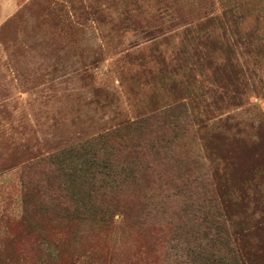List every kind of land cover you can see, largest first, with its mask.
<instances>
[{"label": "rangeland", "instance_id": "rangeland-1", "mask_svg": "<svg viewBox=\"0 0 264 264\" xmlns=\"http://www.w3.org/2000/svg\"><path fill=\"white\" fill-rule=\"evenodd\" d=\"M263 102L264 0H0V264H179L212 200L264 264ZM178 103L103 194L95 139Z\"/></svg>", "mask_w": 264, "mask_h": 264}, {"label": "trees", "instance_id": "trees-1", "mask_svg": "<svg viewBox=\"0 0 264 264\" xmlns=\"http://www.w3.org/2000/svg\"><path fill=\"white\" fill-rule=\"evenodd\" d=\"M186 117V106L178 103L157 115L125 123L99 135L95 141L99 144V148H101V152L104 155L103 157L95 158L93 161L100 177L98 188L101 189V192L103 194L111 192L113 198L119 197V190L121 191L123 186L132 182L136 176L134 168L137 167L140 158L144 156V149H146L144 145L150 146V152H147L146 149V156L151 153L158 155L160 149L164 148L161 143L165 141L163 139L165 135L153 140L151 138L153 131H150V128L158 125L166 127L171 133L177 134ZM159 132L161 133L162 130L156 133ZM163 133L165 134L164 131ZM139 135H144L145 137L141 138ZM142 142L143 145L140 144ZM115 149L127 155L126 159L119 162L118 165L116 164L118 159L113 152ZM114 157L117 159L116 163ZM211 203L209 202L208 206L206 204L195 206V211L198 212L200 220V216L203 215V222L201 220L200 223L204 227L203 234H198L200 225L195 224L196 226L187 232L184 231V227H181L178 240L184 243V248L178 247L182 252V255L179 256L181 258L179 264H182V262L183 264H241L236 251L233 247L231 249L232 242L219 218L221 212L218 210V205L213 200ZM105 214L106 212L104 211L103 217ZM99 215L101 217L102 210ZM184 234L186 238L183 239ZM216 246L219 248L214 249Z\"/></svg>", "mask_w": 264, "mask_h": 264}, {"label": "crops", "instance_id": "crops-1", "mask_svg": "<svg viewBox=\"0 0 264 264\" xmlns=\"http://www.w3.org/2000/svg\"><path fill=\"white\" fill-rule=\"evenodd\" d=\"M262 106H263L262 108H263V110H264V102H263Z\"/></svg>", "mask_w": 264, "mask_h": 264}]
</instances>
